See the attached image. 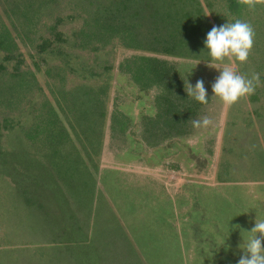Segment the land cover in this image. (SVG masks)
Listing matches in <instances>:
<instances>
[{
	"label": "rangeland",
	"instance_id": "obj_1",
	"mask_svg": "<svg viewBox=\"0 0 264 264\" xmlns=\"http://www.w3.org/2000/svg\"><path fill=\"white\" fill-rule=\"evenodd\" d=\"M118 1L0 0V40L5 45L0 48V153H3L0 157V264H76L73 239L68 241L64 235H60L62 239H52L53 233H57L56 228L63 230L67 226L68 213L62 206H72L74 201L67 197L65 203L52 201L47 205L53 216L62 219L50 235L45 231L49 226L44 224L43 219L39 222L33 207L28 205L29 202L25 203L26 195L18 189V179L14 174L20 167L16 161L33 157L42 160L39 154L49 147L47 131L45 133L47 122L56 120L55 126L60 125L73 140L72 133L78 128L74 120L78 107L68 99L77 98L75 95L82 94L84 90L96 92L99 86L105 87L103 105L107 114L120 110L133 116L137 112L152 111V100L157 92L154 89L138 92L128 76L118 69L124 59L132 56L166 60L176 71L183 87L186 80L193 86L199 79L204 81L208 103L202 104L191 120L178 126L182 133L177 138L178 153L173 159H178V186L182 189L189 181H201L198 176L185 174L187 166L204 168L215 180L219 177L225 179L227 254H230L226 264H237L241 255L237 246L242 242L241 238L247 236L243 231L254 226L255 218H264V0H259L252 9L240 4L232 12L228 9L229 0H197L209 31L214 25L220 26L237 19L252 25L254 45L243 63L212 61L204 48V39L209 31L202 33L200 46H197L195 36L190 37L191 51L185 56L126 48V39L122 36L125 33L119 32L120 35L108 25L116 28L131 26L136 42L145 43L144 39L149 37L140 25L141 16L135 18L129 10L122 11L118 17L112 16L116 13L114 9ZM56 18H60L61 22L55 32H59L64 40L63 43H54L59 46L60 54L39 53L37 45L42 39L51 40L53 37L51 27ZM81 29L85 31L84 36L78 35ZM225 63H230L235 70L248 77L253 73L260 74V83L254 94L240 98L231 106L214 96L211 88L219 75L218 70ZM208 65L215 66L217 70ZM89 73L95 76L89 77ZM204 116L210 118L211 124L194 128L192 120ZM66 117L74 126L72 132L68 129ZM101 136V149L104 147L106 152L107 118ZM87 139L88 142H95L94 135L87 136ZM173 140L176 139L173 137L166 142ZM71 143L65 144L64 149L75 159L69 158L64 162L70 161L77 170L84 164L76 160L77 155L72 148L76 143ZM118 144L109 139L106 144L109 154L121 157L123 148H120L121 143ZM85 146L84 149L88 150L77 151L78 154L93 155L96 152ZM10 154L16 157L13 159ZM71 166L58 165V169L66 174L73 169ZM11 168L14 176L9 174ZM135 173L141 176L137 170ZM35 174L38 175L37 172ZM44 191L42 188L38 192ZM56 196L54 194L51 198L54 200ZM80 203L84 205L85 202ZM74 210L69 208L68 212ZM151 211L144 222L145 238L141 243L145 263L137 260L125 242L120 225L116 226L111 219L108 220L105 212L104 217L97 214L92 234L99 242L103 256L91 260L78 254L76 259L80 262L77 264H181L175 261L169 246H162L156 252L153 241L149 240L146 232L148 228L153 230L155 227ZM133 222L128 228L138 230L141 235L143 230L137 229L139 221Z\"/></svg>",
	"mask_w": 264,
	"mask_h": 264
},
{
	"label": "crops",
	"instance_id": "obj_2",
	"mask_svg": "<svg viewBox=\"0 0 264 264\" xmlns=\"http://www.w3.org/2000/svg\"><path fill=\"white\" fill-rule=\"evenodd\" d=\"M119 112L128 119L121 131L116 126L110 128L111 114L107 111L103 123L107 118L106 144L109 139L121 143V157L109 154L106 144L107 151L104 152L100 138L97 154L89 155L90 161L87 155L79 154L84 167H79L71 180L63 174L56 180L61 197L58 203H65L67 197L74 201L72 206L66 204L62 207L67 213L69 208L75 209L70 213L74 215L72 243L76 264L80 262L76 259L78 254L89 259L103 256L100 244L92 234L97 214L104 217L105 212L108 220L120 225L125 242L137 260L145 263L141 243L145 238L144 222L151 210L155 227L153 230L148 228L146 233L157 248L156 252L162 246H169L175 261L181 264H226L230 254H227L225 179L219 177L215 180L204 168L187 166L185 174L198 176L201 181H189L182 189L178 186V159H173L178 153L179 140L147 142L145 128L140 125V118L146 111L133 116ZM73 147L82 151L78 144ZM136 170L141 176L136 175ZM71 190L72 198L69 195ZM81 201L85 202L84 205ZM134 220L139 221L137 229L143 230L141 235L138 230L128 228Z\"/></svg>",
	"mask_w": 264,
	"mask_h": 264
},
{
	"label": "trees",
	"instance_id": "obj_3",
	"mask_svg": "<svg viewBox=\"0 0 264 264\" xmlns=\"http://www.w3.org/2000/svg\"><path fill=\"white\" fill-rule=\"evenodd\" d=\"M240 4L237 0H229L228 9L232 12ZM127 10L131 11L130 15L135 18L138 15L141 16L140 25L146 29L147 36L149 37L148 39H144L145 43L136 42L131 32V26L126 28L121 25L116 28L108 25L109 29L120 35L121 33L119 32L125 33L122 34L126 39L124 47L129 49L185 56L191 51L189 47L190 37L195 36L198 39L197 46H200L202 44V33L209 31V28L205 25L202 10L197 0H119L114 9L116 13L112 14V16L118 17L122 11ZM60 22V18L55 19V24L51 27L53 31L51 40L42 39L41 43L37 45L39 53L48 51L51 54L53 52L60 54L59 46L54 44L56 42H64L61 34L55 32V28ZM98 28L101 29V26ZM84 34L85 31L83 29L79 30L78 35L84 36ZM4 47L3 40H0V48L3 49ZM118 69L122 74L128 76L129 81L137 88L138 92H148L151 89L157 92L152 100V111H146V114L140 118V125L145 128L146 141L159 143L173 137L176 139L179 138L178 136L182 132L179 131L178 126L191 120L202 104L187 96L182 81L176 77L174 68L166 60H160L156 57L132 56L124 59L118 65ZM93 76H95L93 73H89V77ZM104 90V86H99L96 92L84 90L82 94L75 95L78 96L77 98L71 96L72 98L68 99V102H72L73 106L78 107L74 118L75 124L78 127L77 132L74 130V126L71 125L72 123L69 118L66 117L69 126L68 129L71 132L74 130L72 133L74 141L60 125L55 126L57 123L56 120L55 122L54 120L47 122L46 126L48 130L45 129V133L47 131L46 139L49 147H45V152L39 154L44 162L37 160L35 157L29 158V160L23 158L20 161H16L17 166L21 170H17L16 172L14 170L15 178L18 179V182L16 181L18 189L21 194L26 195L24 196L25 203L29 202L28 205L31 208L33 207L39 218V222L43 219L44 224L48 225L49 228L52 227L49 229L45 226L47 228L45 231H48L50 235H52L53 229L58 227L61 224L60 221H62V219L53 216L48 210V204H51L50 202L58 203L61 201V197L59 198L58 196L59 190L56 183V180L60 179L62 175V171L58 169V165L63 167L71 166L70 161H64L69 158L72 160L75 159L70 152H65V144L69 143L71 145V142L76 143L81 146L82 151L88 150L84 149L86 147L85 145H87L96 150L93 155L97 154L104 118L103 104L106 98ZM119 111L113 110L111 113L110 128L116 126L121 131L126 126L128 119L123 117ZM92 135L95 137L94 143L88 142L87 139V136ZM72 148L75 151L74 154L77 155L76 160L80 162L78 152L73 146ZM2 154L0 153V157ZM10 155L13 159L16 157L13 156L14 154ZM86 157L89 161L91 160L89 155ZM45 161L47 162L46 164ZM71 167L73 168L71 171L63 174L68 180H71L77 171L75 170V165ZM9 174L14 176L12 168ZM51 174L53 175L51 176ZM52 177L53 180L51 179ZM65 184L70 185V183ZM42 188L45 191L39 193L38 191ZM72 192L71 190L69 194L71 198L73 197ZM54 194H57V196L53 200L51 197ZM73 221L74 215L69 212L66 222L67 226L63 230H60L59 227L56 228L57 233H53L52 239L54 241L59 240L62 239L60 235H64L67 237L64 239L72 241L71 239H74Z\"/></svg>",
	"mask_w": 264,
	"mask_h": 264
},
{
	"label": "clouds",
	"instance_id": "obj_4",
	"mask_svg": "<svg viewBox=\"0 0 264 264\" xmlns=\"http://www.w3.org/2000/svg\"><path fill=\"white\" fill-rule=\"evenodd\" d=\"M239 2L252 9L259 0H239ZM254 37L255 31L252 25L237 19L220 26L214 25L204 39V48L212 61L223 63L226 60H234L243 63L247 61L253 48ZM208 66L217 70L213 65ZM218 71L219 75L211 86L212 93L228 106L235 104L246 95L254 94L256 86L260 83L259 73H253L251 77H248L235 70L230 63H225ZM184 90L187 96L196 102L208 103L207 89L202 79L197 80L194 86L186 80ZM210 124L211 120L207 116L192 120L194 128L207 127ZM243 232L247 233V236L241 238L242 242L237 246L241 252L237 264H264V244H262L264 218H255L254 226Z\"/></svg>",
	"mask_w": 264,
	"mask_h": 264
}]
</instances>
